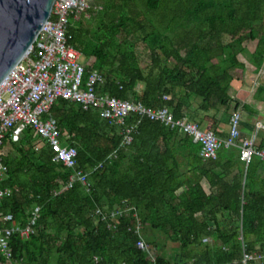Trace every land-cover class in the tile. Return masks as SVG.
Segmentation results:
<instances>
[{
  "label": "trees",
  "instance_id": "trees-1",
  "mask_svg": "<svg viewBox=\"0 0 264 264\" xmlns=\"http://www.w3.org/2000/svg\"><path fill=\"white\" fill-rule=\"evenodd\" d=\"M68 38L83 54L86 75L98 70L106 78L100 93L169 106L177 118L200 123L212 110L252 111L231 88L245 77L239 55L246 41L257 40L251 55L257 69L264 63V0H93L71 19ZM195 97L198 112L191 110ZM52 114L78 149L91 186L77 183L56 194L72 169L34 129L18 142L7 136L0 188L12 192L1 211L25 226L41 207L36 233L11 239L19 264H242L245 249L264 253L262 158L255 156L246 172L236 146L205 159L191 135L137 114L127 119L137 125L130 144L125 127L99 109L59 99ZM236 165L239 174L230 180L225 168ZM99 208L126 210L118 228L95 215ZM135 213L149 249L137 246Z\"/></svg>",
  "mask_w": 264,
  "mask_h": 264
},
{
  "label": "built area",
  "instance_id": "built-area-1",
  "mask_svg": "<svg viewBox=\"0 0 264 264\" xmlns=\"http://www.w3.org/2000/svg\"><path fill=\"white\" fill-rule=\"evenodd\" d=\"M93 0H57L50 19L42 27L40 34L27 55L14 67L0 84V152L4 141L10 136L13 141H20L24 132L32 128L48 143L56 154V160L72 169L68 183L56 194L74 187L77 183L88 189L90 172L79 166L78 149L71 145L69 136L63 134L58 119L52 109L59 99L76 102L84 109H99L103 118L124 126V144L133 141V132L137 125H128L129 116L137 114L160 121L173 129L189 134L195 142L201 144V156L215 159L219 151L227 145L240 149V158L249 165L255 156L264 160V149L256 144V136L243 137L242 113L235 111L230 120V132L219 136L213 130L204 129L197 121L189 118H177L169 106L149 107L141 101L123 99L99 89L106 78L98 71L87 69L83 63V54L69 42L68 28L71 19H80L92 6ZM165 99L169 96L165 95ZM264 128V124H258ZM8 167L0 158V177L3 179ZM10 188H0V252L8 259L6 264H19L13 259L10 247L15 234L27 238L36 233V223L40 217L41 207L36 206L30 222L22 226L14 222L12 213L4 214L1 207L4 199L11 195ZM125 209H97L95 215L109 222L110 228H118ZM137 218L136 234L139 236L137 246L149 249L143 236V223ZM205 240H209L206 238ZM98 261V258H96ZM264 253L244 250L242 264L260 263Z\"/></svg>",
  "mask_w": 264,
  "mask_h": 264
},
{
  "label": "water",
  "instance_id": "water-1",
  "mask_svg": "<svg viewBox=\"0 0 264 264\" xmlns=\"http://www.w3.org/2000/svg\"><path fill=\"white\" fill-rule=\"evenodd\" d=\"M57 0H0V84L27 55Z\"/></svg>",
  "mask_w": 264,
  "mask_h": 264
},
{
  "label": "crops",
  "instance_id": "crops-1",
  "mask_svg": "<svg viewBox=\"0 0 264 264\" xmlns=\"http://www.w3.org/2000/svg\"><path fill=\"white\" fill-rule=\"evenodd\" d=\"M247 69L249 70L248 65H247ZM253 71H254L253 73L257 75L260 73H262L261 75H264V63L259 69H257V66H255ZM244 79L240 81H234L232 87H235L237 83H240V82L242 83ZM257 85L260 86V90H258L259 94L257 96H254V98L250 99V94L254 90L255 86ZM248 90L249 92L244 100L240 99V97H235L232 94L233 97H235L237 100L241 102L242 106L245 103H247V105L251 106L252 108V111L244 110L242 108L238 109L242 113V131H243L242 134H243V137H246V138H251L253 135H255L256 144L261 149H264V128L258 127V124H264V83L263 84L256 83L253 85V87H250V89ZM200 102H201L200 98L195 97L193 99L192 105H191L192 112H196V111L198 112V109L200 108ZM232 113H228L223 110H220V112H217L216 110H212L208 114L206 113V115H208L209 117L202 120L200 124L204 129L213 130L219 136L225 137L230 132V120H231ZM247 167L248 165L244 163L243 168L245 172H246ZM225 169L228 172V178L230 180L234 179V177L239 174V170H240L238 165L233 166L229 169L228 168H225ZM207 183H208L207 180H205L204 185H207Z\"/></svg>",
  "mask_w": 264,
  "mask_h": 264
},
{
  "label": "rangeland",
  "instance_id": "rangeland-1",
  "mask_svg": "<svg viewBox=\"0 0 264 264\" xmlns=\"http://www.w3.org/2000/svg\"><path fill=\"white\" fill-rule=\"evenodd\" d=\"M94 1L100 5V2L102 0H94ZM229 41H230V37L226 36L225 42H229ZM244 44L246 45L247 50L245 52H242L239 55V57L246 65L249 66V70L247 69L245 72L246 77L244 81L242 83L241 82L237 83L235 87L231 88V94H233L235 97H240V99L242 100L246 98L249 92L248 89H250V87H253V85L256 83H262V84L264 83V75H261L262 73L258 75L253 73L254 72L253 69L256 66V64H254V62L252 61L251 55L256 49L257 40L255 41L248 40ZM40 143L42 144V140H40Z\"/></svg>",
  "mask_w": 264,
  "mask_h": 264
}]
</instances>
